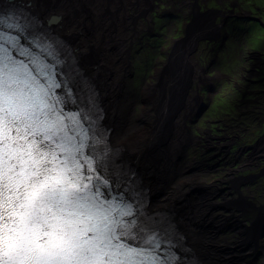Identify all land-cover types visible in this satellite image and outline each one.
Instances as JSON below:
<instances>
[{"label": "bare ground", "instance_id": "obj_1", "mask_svg": "<svg viewBox=\"0 0 264 264\" xmlns=\"http://www.w3.org/2000/svg\"><path fill=\"white\" fill-rule=\"evenodd\" d=\"M165 1L176 6L171 12L192 7L187 31L169 32L174 35L168 48L159 42L170 21L162 0H34L33 10L41 17L64 18L56 31L74 51L79 48L84 53L81 63L98 92L101 120L109 125L105 135L111 134L115 148L143 179L151 210L174 219L177 229L179 222L181 243L198 264H230V260L264 264V214L260 216L264 207L258 204L259 193L250 194L257 177L243 175L264 160V148H252L245 157L237 152L233 159L241 164L236 168H227V161L213 166L206 159L197 163V152L192 151L200 146L202 155L208 156L207 143L214 142L204 130L197 137L190 129L192 117L202 110L200 92L206 80L199 43L215 38L219 19L229 13L238 17L240 6L228 10L226 4L237 0ZM204 3L206 7L197 12ZM263 39L264 35L258 41ZM136 44H140L138 53L145 49L138 56L141 63L148 61L149 51L163 57H157L159 65L149 77L138 79L134 71ZM223 104L229 107L228 102ZM238 139L234 136L229 145ZM211 146L220 151L218 157L232 154L224 139ZM218 172L220 179L213 175ZM173 207L178 208L179 221L175 214L169 216ZM250 228H255L251 235Z\"/></svg>", "mask_w": 264, "mask_h": 264}, {"label": "snow or ice", "instance_id": "obj_2", "mask_svg": "<svg viewBox=\"0 0 264 264\" xmlns=\"http://www.w3.org/2000/svg\"><path fill=\"white\" fill-rule=\"evenodd\" d=\"M33 9L0 0V264H198L105 135L84 53L56 31L64 18ZM62 186L130 209V227L85 226L70 243L45 217Z\"/></svg>", "mask_w": 264, "mask_h": 264}, {"label": "rangeland", "instance_id": "obj_3", "mask_svg": "<svg viewBox=\"0 0 264 264\" xmlns=\"http://www.w3.org/2000/svg\"><path fill=\"white\" fill-rule=\"evenodd\" d=\"M209 1H214V0H209ZM237 1L238 2L236 3L231 1L230 4L228 2L227 3L228 5L226 4V6L228 7V9L237 8L240 6L235 13V15H238L237 18L242 17V19L246 23L245 24L246 28L250 27L252 24H256L257 27H255L254 29L257 31L253 32L252 30L251 33H246V35L240 32L235 39L238 38L242 39L240 42L243 44L239 45L238 43L240 42L234 40L235 46L234 44L231 45L230 50L227 52L228 54L224 56L226 58V66L224 65L223 67H220V65L217 64V66L211 69L210 72L206 73L207 75L205 74V76H207V78L209 79V84L210 85L212 84L213 90L206 91L204 88V90L200 92V96L203 98L202 99L203 102H201L202 110L201 112L200 111L197 112L192 117L193 119L190 126V129L192 130L194 136L201 137L202 132L204 130L207 134L209 133L214 140V142L207 143L206 152L208 153V156H206V154L202 155L204 150H202L200 146L192 148V151L194 153L197 152L195 153L197 154V158H198L197 163L199 162L203 163L204 162L203 159H206V161L209 162V163L206 162L209 166H213L214 164L215 165L221 163L223 164V162L225 164L226 161L228 162L226 163L227 168L234 165H235L234 168H236L241 164L233 159V156H235V154L239 152V149L237 148L236 145L231 146L229 148L230 153H232L229 157H226V154H224L221 157H218L220 151L213 150L211 145L216 146L218 144H221L222 141L220 140V137H222L223 134H225L227 137L234 136L235 134L240 135L241 138L243 139L242 143L250 144L256 142L258 137L262 133H264V116H261V114H259L261 111V107L264 106V103L262 105L255 101L254 102L249 101V99H253V97L249 95L245 97L244 92L246 91V89L249 88L245 84L246 82L242 79L243 69H241L242 65H244L245 67L247 66V63L244 62L246 61L245 57L247 54H252V51L254 52L256 50L262 53L264 52V39L262 40V42L256 39L259 36L262 37L264 35V26H263L264 9H262L264 8V0H244L245 3L243 0H237ZM162 2L164 3L163 8L168 10L166 14L169 15L170 21L166 22L165 25L163 24L165 26V30H163V33L165 34V38L164 37L160 38L159 42L161 43L162 40L164 44L163 46L168 48L169 46L168 42L173 39L171 38L173 37L172 35L174 34L178 35V33L180 32L182 34V31L184 29V26L186 25L187 20L190 19L189 18L190 9L187 7H182L181 10H176L175 12H171V9L172 8L174 9L176 6L174 7L172 3L170 2L167 3L165 0H162ZM214 3L219 5V3L217 2ZM231 3H234L235 5L234 6L231 5ZM205 5L206 4L204 3L201 6V9L202 8L204 9L206 7ZM160 14L163 15V13ZM258 17L262 18L263 20V25L261 26L258 22L252 20L253 18H258ZM160 21L161 19H158V22ZM157 23H156L155 31H158L160 29ZM165 31L168 32L166 33ZM171 31H173L174 34H170L169 32ZM240 34H242V36H240ZM255 36L257 37L255 38ZM147 41H148V46L150 47L151 41L148 39ZM135 47H137V51L134 54V58L137 55V60L135 61V63H133V68L135 69L134 71L135 73L138 74V79L149 77L151 73L155 72L157 66L159 65L157 64V62L159 61V58L157 57H160V59H162L163 57L159 56L157 53L151 55L152 53L151 51H149V53L145 54V57L148 58V61L141 63L140 60L142 56L140 53L141 52L144 53L145 49H143L138 53V51L140 50V44H136ZM234 52L239 53V59L236 57L238 54ZM139 54L141 57L138 58ZM235 62L238 63L236 64ZM148 69L151 72L148 71ZM136 76L133 78L134 81ZM248 78L249 80H251L250 79L251 77L248 76ZM208 100H211V102L207 105ZM223 102L226 103L228 102L229 107H226L225 106L226 104L224 105ZM204 107H207V111L205 110ZM212 125H215L216 128L218 129L212 128ZM228 139L233 140V137L232 138L229 137ZM259 164H257L258 166L256 168L253 167L250 170L248 169L243 174L246 179L249 177L253 178L252 176H250L251 173L255 175H257V173H260L259 172L260 168L261 167L264 168V162L261 163L260 165ZM213 175L214 177H218L219 179L220 177H222V174L220 172L215 173ZM260 176L258 175L256 176L257 180L253 179V181L255 182L254 185L251 186L252 188L251 190H253V192L251 191L250 194L259 193L257 195L258 204L260 203L262 207H264V174ZM169 213L170 215L175 214L177 216L176 219L179 221L178 208L173 207V209H170ZM263 214H264V210L263 212H260V216H262ZM258 215L259 213H256V220H255L256 222L260 221L259 219L260 216L257 217ZM178 223L177 226L179 227L178 231L180 230L179 231L180 233L182 232V229ZM253 230H255V228H250L248 234L250 235L253 234L251 233ZM230 264H232V260H230Z\"/></svg>", "mask_w": 264, "mask_h": 264}, {"label": "flooded vegetation", "instance_id": "obj_4", "mask_svg": "<svg viewBox=\"0 0 264 264\" xmlns=\"http://www.w3.org/2000/svg\"><path fill=\"white\" fill-rule=\"evenodd\" d=\"M191 9H192V7H190V10ZM200 10H202V9L200 8L199 11H197V12H200ZM228 10L230 11V9H228ZM231 12H233V11H231ZM252 20H254L255 22H258L260 24V26L263 25V20L260 17L253 18ZM245 24L246 23L242 19V17H240V18L233 17L229 13V15L219 19V24L217 25V28L213 29V31L215 33V38L211 37L208 41L203 40L205 42L199 43L200 47H199L198 52H201V55L203 54L202 56H203V65H204V67H203L204 75L206 73L210 72V70L213 69L215 66H217V64H219L220 67H223L224 65L226 66V58L224 56L228 54L227 52L230 50V46L233 45L236 40L238 42H240L242 40L240 38L235 39L240 32H242L246 35V33H251L252 30H253V32L257 31L254 29L255 27H257L256 24H252L250 27H247V28L245 27ZM185 31H186V29H183L182 32L185 33ZM240 36H242V34H240ZM256 37L257 36H255V38ZM260 37L261 36H259L256 39L259 40ZM238 44L241 45L243 43L240 42ZM234 46H235V44H234ZM234 53H237V52H234ZM237 54L238 55L236 57L239 59V53H237ZM245 58H246L245 59L246 61H244V62L247 63V66L245 67L243 65L241 68V69H243L242 79L246 82L245 84L247 85V87L249 89H246V91L244 92L245 93L244 95H245V97L248 95L253 97V99H249V101H253V102L255 101V102L263 105V103H264V52L262 53V52H259L257 50L254 52L252 51V54H247ZM235 63L237 64L238 62H235ZM248 76L251 77L250 78L251 80H249ZM208 80L209 79L206 76L204 88H206V91H211V90H213V86H212V84L211 85L209 84ZM210 102H211V100H208L207 105ZM204 108L207 111V107H204ZM259 114H261V116H264V106L261 107V111ZM212 128L218 129V128H216L215 125H212ZM234 136H236V137L239 136V139L237 140L236 143L229 145L230 139H228V138L229 137L232 138ZM234 136L227 137L225 134H223L222 137H220V140L222 141L224 139L225 146L231 147V146L236 145L237 148L239 149V152L241 154L243 152V154L241 155L243 157H245V155H244L245 152L252 150V148H259V147L264 148V133H262L259 136L260 138L258 137L256 142L250 143V144L242 143L243 139L241 138L240 135L235 134ZM263 162H264V160L262 159V160H259V162H257V164H259V163L261 164ZM257 166L258 165H254L255 168ZM252 168H250V169H252ZM259 172L260 173H257L258 176L263 175L264 174V168L261 167ZM253 175H255V174H252V173L250 174V176H253Z\"/></svg>", "mask_w": 264, "mask_h": 264}]
</instances>
